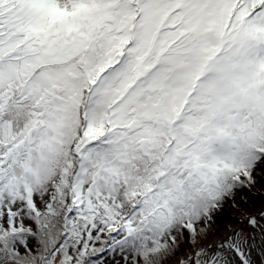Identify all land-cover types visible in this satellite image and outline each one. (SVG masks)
Wrapping results in <instances>:
<instances>
[{
  "label": "snow or ice",
  "instance_id": "6c2138e0",
  "mask_svg": "<svg viewBox=\"0 0 264 264\" xmlns=\"http://www.w3.org/2000/svg\"><path fill=\"white\" fill-rule=\"evenodd\" d=\"M0 264H264V0H0Z\"/></svg>",
  "mask_w": 264,
  "mask_h": 264
}]
</instances>
